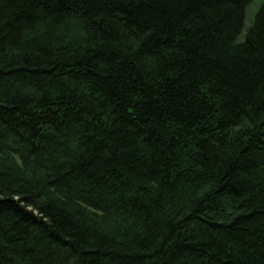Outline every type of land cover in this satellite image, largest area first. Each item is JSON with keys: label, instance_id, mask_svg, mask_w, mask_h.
<instances>
[{"label": "trees", "instance_id": "obj_1", "mask_svg": "<svg viewBox=\"0 0 264 264\" xmlns=\"http://www.w3.org/2000/svg\"><path fill=\"white\" fill-rule=\"evenodd\" d=\"M253 1L0 0V264H264Z\"/></svg>", "mask_w": 264, "mask_h": 264}, {"label": "rangeland", "instance_id": "obj_2", "mask_svg": "<svg viewBox=\"0 0 264 264\" xmlns=\"http://www.w3.org/2000/svg\"><path fill=\"white\" fill-rule=\"evenodd\" d=\"M260 3H261V0H254L252 3H250L247 6V8L245 10L244 30H243L242 34L240 35V37H239L240 39L242 38L246 28L249 27V25L251 24L253 16L255 14V11L257 10V8H258Z\"/></svg>", "mask_w": 264, "mask_h": 264}]
</instances>
